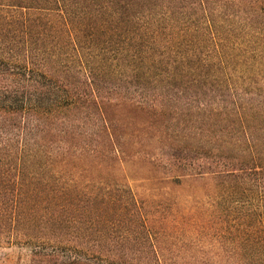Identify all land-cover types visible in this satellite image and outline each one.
Here are the masks:
<instances>
[{"label": "trees", "instance_id": "16d2710c", "mask_svg": "<svg viewBox=\"0 0 264 264\" xmlns=\"http://www.w3.org/2000/svg\"><path fill=\"white\" fill-rule=\"evenodd\" d=\"M7 224L33 264H264V0H0Z\"/></svg>", "mask_w": 264, "mask_h": 264}, {"label": "rangeland", "instance_id": "374dc122", "mask_svg": "<svg viewBox=\"0 0 264 264\" xmlns=\"http://www.w3.org/2000/svg\"><path fill=\"white\" fill-rule=\"evenodd\" d=\"M117 172L113 171L109 175L110 177H113L112 181L116 177H120V175H116ZM142 173V172H138ZM131 177H139L138 175H135L133 173L129 174ZM157 175V174H156ZM106 176V173L104 174ZM111 181V182H112ZM129 184L131 186L132 191L136 194L139 198H148V197H156L155 193L157 191H165L167 188H165L163 185L164 183H161L160 185H152L150 182H146L143 179L137 178L136 180L130 179ZM164 182V181H163ZM163 184V185H162ZM181 190H178L177 188L174 189L172 192V199L174 201L175 197L177 196L178 192ZM151 195V196H150ZM13 225H6L4 228V233L0 236L3 237L0 241V264H33V256L31 254V247L33 246L32 243L27 242L26 240H22V242L18 243L16 240H10L9 242H3L6 239H13L12 236H10L13 233L14 230ZM9 237V238H8ZM11 237V238H10ZM90 240V238H88ZM36 245L43 244L44 246H48V244L44 242H34ZM161 250L163 253L172 255V254H179L182 253L184 256H187L191 253V250H187L186 248L177 247V246H168L165 248H162ZM62 250V248L60 249Z\"/></svg>", "mask_w": 264, "mask_h": 264}]
</instances>
